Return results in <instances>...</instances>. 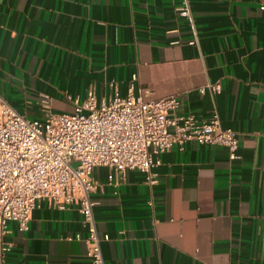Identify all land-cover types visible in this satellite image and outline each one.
<instances>
[{"label": "crops", "instance_id": "obj_1", "mask_svg": "<svg viewBox=\"0 0 264 264\" xmlns=\"http://www.w3.org/2000/svg\"><path fill=\"white\" fill-rule=\"evenodd\" d=\"M0 0V95L27 119L124 96L176 95L178 111L215 109L237 158L185 141L158 155L156 181L97 166L91 211L104 264H264V0ZM195 39L193 44L188 42ZM134 75V79L132 77ZM220 90L199 92L206 83ZM113 83L114 86L109 85ZM144 90L147 92L144 93ZM74 206L7 223L0 264H91ZM79 234L80 239L74 235Z\"/></svg>", "mask_w": 264, "mask_h": 264}, {"label": "built area", "instance_id": "obj_2", "mask_svg": "<svg viewBox=\"0 0 264 264\" xmlns=\"http://www.w3.org/2000/svg\"><path fill=\"white\" fill-rule=\"evenodd\" d=\"M176 12L190 20L188 1L182 0ZM198 90L217 93L220 85L206 83ZM40 103L44 117L27 119L0 95V261L9 249L3 241L7 223L13 221L18 230H26L31 211L45 200L57 209L77 208L86 229L85 255L91 264H104L99 243L107 235L96 234L89 196L98 186L92 177L94 167L111 169L106 177L109 185L134 169L150 185L156 181L153 168L158 155L175 144L180 147L192 140L221 146L229 160L237 158L236 133L220 125L216 110L211 109L205 119L181 113L176 95L144 100L132 93L129 83L124 96L114 94L97 104L89 93L71 112H49L46 95ZM74 238L80 239L79 234Z\"/></svg>", "mask_w": 264, "mask_h": 264}]
</instances>
